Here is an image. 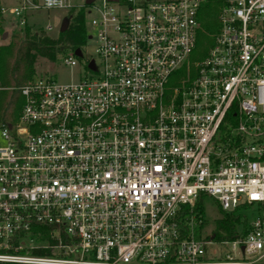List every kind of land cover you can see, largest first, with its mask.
I'll return each instance as SVG.
<instances>
[{
	"label": "built area",
	"instance_id": "built-area-1",
	"mask_svg": "<svg viewBox=\"0 0 264 264\" xmlns=\"http://www.w3.org/2000/svg\"><path fill=\"white\" fill-rule=\"evenodd\" d=\"M203 2L0 8L20 28L42 10L95 14L97 44L77 81L20 88L21 115L0 129V263L264 264V0H227L198 60ZM205 198L252 205L246 235L207 233ZM40 247L52 255L28 254Z\"/></svg>",
	"mask_w": 264,
	"mask_h": 264
},
{
	"label": "trees",
	"instance_id": "trees-1",
	"mask_svg": "<svg viewBox=\"0 0 264 264\" xmlns=\"http://www.w3.org/2000/svg\"><path fill=\"white\" fill-rule=\"evenodd\" d=\"M226 2L227 0H204L200 9L198 20L201 29L198 34V46L204 45L200 46L204 47L203 57L214 44L219 29L218 17ZM1 17L0 9V37L5 31ZM67 19L69 21L67 30L59 32L57 38L50 37L44 29L33 31L32 26L28 24L11 36L8 45H0V129L4 125H12L18 121L24 104L20 88L36 79L35 66L39 60L55 64L60 57L74 55L76 49L83 50L87 44L84 10L72 11ZM195 208L203 213L204 202L199 200ZM251 209L252 205H245L229 213L219 211L220 219L215 229L217 240L230 241L244 237ZM37 242L41 245L56 243L50 236L37 238ZM18 243V239L13 241L14 246ZM28 254L49 257L52 250L40 247L32 249Z\"/></svg>",
	"mask_w": 264,
	"mask_h": 264
},
{
	"label": "rangeland",
	"instance_id": "rangeland-1",
	"mask_svg": "<svg viewBox=\"0 0 264 264\" xmlns=\"http://www.w3.org/2000/svg\"><path fill=\"white\" fill-rule=\"evenodd\" d=\"M19 0H0V6L2 7H13L17 5ZM73 5H82L84 4L85 0H71ZM67 10H58V11H46L42 10L36 13H30L28 15V24L32 26L33 31H40L44 29L47 34L52 38H57L61 23L63 19L68 18L69 14ZM95 17V14L88 16L86 19V23H88L92 18ZM2 25L5 28L4 34L6 33L7 36L3 38L4 34L0 37V45H8L10 42V38L14 33L20 31V27L13 24L10 20L1 17ZM51 28V29H50ZM94 34V31H91ZM199 43V42H198ZM96 40L88 41L85 47L83 48L84 58L79 59V67L74 69H70L63 64L62 58L60 57L59 61L55 64L49 63L46 60H39V62L35 66V77L42 78V77H51L57 80L59 83H71L75 82L78 79L79 72L81 69L85 71L87 60L92 58H97L95 54L96 50ZM204 46L200 44L195 52V58L200 60L203 57ZM0 142L1 139V132H0ZM205 212L204 217L207 222V227L205 231L207 233H212L216 228V223L220 219V213L217 202L212 198H205ZM249 214V213H248ZM45 245V244H44Z\"/></svg>",
	"mask_w": 264,
	"mask_h": 264
},
{
	"label": "water",
	"instance_id": "water-1",
	"mask_svg": "<svg viewBox=\"0 0 264 264\" xmlns=\"http://www.w3.org/2000/svg\"><path fill=\"white\" fill-rule=\"evenodd\" d=\"M92 1L93 0H87V4H91ZM68 23H69V21H68L67 18L63 19V21L61 23L62 25H61V28H60V32H65L67 30V28L69 26ZM6 36H7V34L5 33L4 36H3V38H5ZM74 55L75 56H78V57H81V58L83 57L82 56V51L79 48L76 49ZM89 68L92 69V70L95 69L94 62L93 61H92V63H90Z\"/></svg>",
	"mask_w": 264,
	"mask_h": 264
}]
</instances>
